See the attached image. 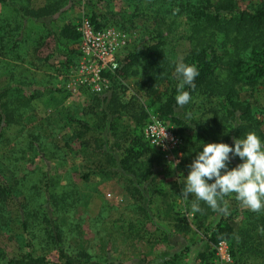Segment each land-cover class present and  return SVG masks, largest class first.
Segmentation results:
<instances>
[{
  "label": "trees",
  "instance_id": "obj_1",
  "mask_svg": "<svg viewBox=\"0 0 264 264\" xmlns=\"http://www.w3.org/2000/svg\"><path fill=\"white\" fill-rule=\"evenodd\" d=\"M75 3L79 4V0H0V55H6L11 62L36 69L52 56L61 58L64 65L73 63L77 57L76 49L66 50L61 46V40L77 43L76 23L73 24V18L68 15ZM148 4L157 20L158 13L162 10L183 16L182 23L178 24L188 31L187 38L192 43L181 60L195 64L199 69L195 89L186 90L191 91L193 99L200 100V103L210 104L214 98H221L224 102V109L219 110L215 117L216 121L219 118L218 122L223 130V143L232 146L233 138H243L249 131H255L264 141V112L261 113V119H258L249 102L239 100L242 92H252L264 79V0H258L254 5L244 8L239 7L236 0H148ZM90 10L86 16L93 27H106L102 22L105 15L92 8ZM27 24L37 25L38 30L44 34L26 31ZM54 24H58L56 32L52 29ZM169 29L170 25H167L166 30ZM17 31L18 34L13 33ZM162 36L157 31L153 42L136 45L131 51H126L117 69L110 74L108 89L97 95L88 94L92 96L90 108L100 107L101 104L105 106L104 109L98 107L100 115L96 123L90 124L82 117L74 116L63 119L67 131L62 140V153H59L60 146L52 139L48 152L41 150V141L33 138L34 136L29 135L32 137L28 142L30 147L36 146L46 159L63 160L69 154L78 155L84 168H87L81 175L83 179L94 173L123 179L129 185L125 188L137 197L140 201L138 207L144 211L148 210L146 204L150 202L146 197L151 181L164 170L167 161L143 138L142 132L141 138L137 130L129 135L128 129H119L118 117L123 113L134 126H140L147 115L143 102L147 101L148 105L157 104L155 116L181 138V159H185L181 135L183 129L189 126L177 114L179 108L175 96L178 81L174 69L178 62L166 56L164 40L160 39ZM47 38L51 39L53 45L51 52L41 58L42 62L40 58L25 59L29 54L26 53L27 50L38 51ZM121 75L138 76L133 81L126 101L120 99L125 91L124 85L118 80ZM8 84L7 88L0 91V138H4V131L13 121L12 106H23L47 92L59 93L66 100L61 85H55L57 83L53 81H42L39 87L33 88L23 78H15L11 74ZM25 90L30 91V94L23 97ZM2 97L5 99L1 100ZM213 113L215 114L214 110ZM58 126L63 128L62 125ZM195 130L201 138L207 140L204 130L196 127ZM70 142L77 145L76 149L73 150ZM202 147L203 144L198 145V148ZM241 162L239 157H232L228 167L231 169ZM181 193L182 190L178 191L179 196ZM10 194L5 185H0V226L5 228L15 221L22 236V245H18L25 248V251L17 256L6 257L0 248V264L89 263L90 257L86 251L74 249L64 242L61 226L55 216L59 211L57 202L50 200L53 202L51 204L47 198L40 201V198L35 197L36 194H30L25 199V205H20L17 215L12 217L6 205L11 198ZM231 196L232 206H227L228 214L220 215L212 227L206 229V236L212 245L225 240L233 259L232 264H238L236 257H241L246 250L250 249L252 253L258 250L262 252L255 243L264 242V235L257 231L259 226H264V212L239 208V201L234 195ZM146 214L149 215L148 211ZM238 215L240 218L235 220ZM34 221L37 222L35 227L32 226ZM38 230L44 236V246H39L40 253H34V236ZM230 237L235 239L234 243H229ZM52 249L56 260L51 262L44 251ZM205 257H211L214 262L213 247L198 255L200 260Z\"/></svg>",
  "mask_w": 264,
  "mask_h": 264
},
{
  "label": "rangeland",
  "instance_id": "obj_2",
  "mask_svg": "<svg viewBox=\"0 0 264 264\" xmlns=\"http://www.w3.org/2000/svg\"><path fill=\"white\" fill-rule=\"evenodd\" d=\"M236 2L239 7L244 8L254 5L258 0ZM90 8L105 15L103 26L120 27L134 33V39L118 53V63L126 51H131L136 45L153 42L157 31L163 34L160 39L164 40L166 56L175 62L184 57L192 43L187 38L188 31L178 24L183 21L182 15L162 10L158 13L157 20L148 0H79V4L75 3L68 12L73 18V24L82 15H88ZM167 25H170L169 30H166ZM26 26L28 32L44 34L35 24ZM50 40L45 39V44L36 52L24 50L29 53L25 59L43 58L49 49ZM61 41L63 48L75 51L76 42ZM6 57L0 55V91L9 86L8 78L11 74L15 78H23L33 88L39 87L42 81H53L57 83L55 85H61V79L55 70L61 58L49 59L36 69L19 62H11ZM137 78V75L118 76V80L125 87L121 101L127 100L133 81ZM23 94L25 97L30 91L25 90ZM91 98L88 93L81 92L67 101L59 93L47 92L29 100L23 106H12L13 121L4 131V138H0V185H5L11 193L6 205L12 217L17 215L20 205H25V199L30 194H36L35 197L40 198V201L47 198L51 204L53 202L50 200L57 202L59 211L55 216L62 229V238L70 247L86 251L90 257L88 264H215L211 257L200 260L198 255L213 247L207 240L206 229L212 227L220 215L225 214L214 212L203 202H200L203 211L193 213L191 206L195 196L184 199L179 196L178 191L183 188L184 178L189 172L188 165L197 152L202 150L198 145L223 142V130L218 122L219 118L216 121L215 117L219 110L224 109V102L221 98H214L210 104L193 99L184 108H179L178 116L189 125L183 129L181 135L185 159L182 157L178 163L166 162L164 170L152 179L146 197L150 202L146 204L148 210L144 211L138 207L140 201L137 197L125 188L128 184L123 179L117 176L104 177L99 173L90 174L83 179L81 175L87 168H84L78 155L69 154L63 160L46 159L41 156L36 146L30 147L28 144L34 136L33 138L41 141V150L48 152L52 139L60 146L59 153H62V140L67 131L63 119L67 116L82 117L93 124L100 115L99 108L104 109V104L98 106L99 108H90ZM3 99L5 98L2 97L1 100ZM239 100H247L255 116L261 119V113L264 112V79L252 92H242ZM143 104L146 106L147 115L142 124L134 126L121 113L117 124L119 129H128L129 135L137 130L141 137L146 120L150 115L156 114L157 106L148 105L147 101ZM195 127L205 131L207 140L201 138ZM70 146L73 150L77 147L71 142ZM231 201L232 196L226 197L228 207L232 206ZM238 207H243L240 202ZM147 211L149 215L146 214ZM239 218L240 215L235 220ZM36 225L37 222L34 221L32 226ZM233 226L236 227V224ZM34 239L36 245L33 251L38 253L40 247L44 246V236L40 230L36 232ZM228 241L231 244L235 239L230 237ZM21 243L22 236L15 221L7 224L5 228L0 226V248L6 257L17 256L25 251V248L19 247L18 244L22 245ZM255 244L260 246L262 252L258 250L252 253L250 249L246 250L241 257H236L239 263L264 264V242ZM44 252L51 262L56 260L53 249Z\"/></svg>",
  "mask_w": 264,
  "mask_h": 264
},
{
  "label": "clouds",
  "instance_id": "obj_3",
  "mask_svg": "<svg viewBox=\"0 0 264 264\" xmlns=\"http://www.w3.org/2000/svg\"><path fill=\"white\" fill-rule=\"evenodd\" d=\"M174 70L178 81L175 102L182 109L193 100L186 88L195 89L199 69L181 60ZM163 138H166L165 129ZM232 157H239L242 162L229 169ZM188 168L181 196L184 199L195 196L193 213L203 211L200 207L203 202L214 212L227 215L226 197L231 195L246 209L264 212V141L255 131L247 132L243 138H233L232 146L223 142L203 143ZM257 231L264 235V226H259Z\"/></svg>",
  "mask_w": 264,
  "mask_h": 264
},
{
  "label": "built area",
  "instance_id": "obj_4",
  "mask_svg": "<svg viewBox=\"0 0 264 264\" xmlns=\"http://www.w3.org/2000/svg\"><path fill=\"white\" fill-rule=\"evenodd\" d=\"M75 30L78 35L76 59L66 65L61 60L55 66L66 100L81 92L97 95L107 90L110 74L118 67V53L134 39V33L130 30L115 27L95 28L85 15L79 17ZM164 129L166 138H163ZM142 135L165 161H180L181 138L155 115L148 117ZM213 251L215 264H232L225 240L217 241L213 245Z\"/></svg>",
  "mask_w": 264,
  "mask_h": 264
},
{
  "label": "crops",
  "instance_id": "obj_5",
  "mask_svg": "<svg viewBox=\"0 0 264 264\" xmlns=\"http://www.w3.org/2000/svg\"><path fill=\"white\" fill-rule=\"evenodd\" d=\"M57 28H58V24H56L55 26H53L52 29H53V31L56 32ZM13 33L18 34V31H17V32H13ZM15 34H14V35H15ZM52 45H53V44H52V42H51V40H50L49 49H48V51H47V54L51 52ZM50 48H51V49H50ZM47 54H46V55H47ZM46 55H45V56H46ZM45 56H44V57H45ZM54 57H55V56H52V57H50L49 59H52V58H54ZM49 59H48V60H49Z\"/></svg>",
  "mask_w": 264,
  "mask_h": 264
}]
</instances>
